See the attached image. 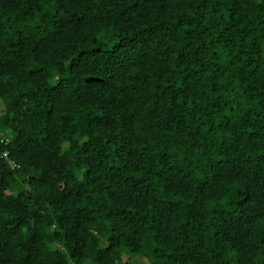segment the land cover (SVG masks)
<instances>
[{
  "label": "trees",
  "instance_id": "16d2710c",
  "mask_svg": "<svg viewBox=\"0 0 264 264\" xmlns=\"http://www.w3.org/2000/svg\"><path fill=\"white\" fill-rule=\"evenodd\" d=\"M0 102V264H264V0H0Z\"/></svg>",
  "mask_w": 264,
  "mask_h": 264
},
{
  "label": "built area",
  "instance_id": "2783aa9c",
  "mask_svg": "<svg viewBox=\"0 0 264 264\" xmlns=\"http://www.w3.org/2000/svg\"><path fill=\"white\" fill-rule=\"evenodd\" d=\"M9 141H10L9 138H7V137H0V147L2 145H4V146L7 145L9 143ZM3 156L9 159L10 165L13 169L20 167L19 164H17L14 160L9 158V151L8 150L3 151Z\"/></svg>",
  "mask_w": 264,
  "mask_h": 264
},
{
  "label": "rangeland",
  "instance_id": "374dc122",
  "mask_svg": "<svg viewBox=\"0 0 264 264\" xmlns=\"http://www.w3.org/2000/svg\"><path fill=\"white\" fill-rule=\"evenodd\" d=\"M3 110H4V106H3L2 102H0V113H1ZM124 259H125L126 261H130L132 264H135L137 261H143V262H146L145 259L140 258V257L129 260V258H128L127 256H124Z\"/></svg>",
  "mask_w": 264,
  "mask_h": 264
}]
</instances>
